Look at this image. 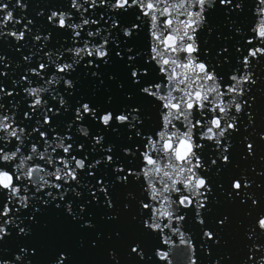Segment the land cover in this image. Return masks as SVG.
<instances>
[{
	"label": "snow or ice",
	"instance_id": "snow-or-ice-1",
	"mask_svg": "<svg viewBox=\"0 0 264 264\" xmlns=\"http://www.w3.org/2000/svg\"><path fill=\"white\" fill-rule=\"evenodd\" d=\"M0 264H264V0H0Z\"/></svg>",
	"mask_w": 264,
	"mask_h": 264
}]
</instances>
